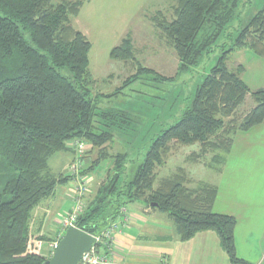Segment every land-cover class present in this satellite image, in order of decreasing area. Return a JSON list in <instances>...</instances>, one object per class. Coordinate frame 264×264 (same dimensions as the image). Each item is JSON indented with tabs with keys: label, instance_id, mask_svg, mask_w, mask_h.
<instances>
[{
	"label": "trees",
	"instance_id": "obj_1",
	"mask_svg": "<svg viewBox=\"0 0 264 264\" xmlns=\"http://www.w3.org/2000/svg\"><path fill=\"white\" fill-rule=\"evenodd\" d=\"M86 1L0 0V264H44L52 256L42 252L50 238L31 232L32 211L55 193L58 184L72 177L77 181L72 172L55 174L49 163L56 153L73 150L70 143L75 140L101 149L99 159L82 168L83 174L95 171L103 159L113 160L106 180L80 213L78 228L98 234L121 219L123 208L145 200L169 214L180 240L214 231L232 264H247L236 251L237 219L213 211L217 186L191 190L182 169L157 188L154 183L171 142H199L203 151L224 150L223 156H216L223 161L238 131L264 122V87L250 89L241 77L242 66L233 70L227 64L232 52L242 48L264 58V5L222 50L192 104L152 141L135 176L126 180L128 154L102 151L113 140L114 130L123 127L120 122L129 125L132 119L124 109L97 105L100 95L93 93L90 70L92 43L72 21ZM175 1L173 18L158 11L152 20L176 51L181 74L213 50L237 17L239 0ZM110 56L132 61L136 72L104 96L120 93L143 76L161 82L175 78L142 64L130 35L111 49ZM248 96L254 106L242 118L227 121Z\"/></svg>",
	"mask_w": 264,
	"mask_h": 264
},
{
	"label": "rangeland",
	"instance_id": "obj_2",
	"mask_svg": "<svg viewBox=\"0 0 264 264\" xmlns=\"http://www.w3.org/2000/svg\"><path fill=\"white\" fill-rule=\"evenodd\" d=\"M106 1L100 2L99 14L89 16L88 12L83 10L84 13L81 15V19L86 24L88 38L92 43L89 54L90 70L95 79L93 93L100 95L97 101L98 107L100 109H124L129 112L132 119L129 125L120 122L123 127L114 130L113 140L106 144L105 149H102V153L107 152L108 155L127 153L128 162L125 179L131 180L135 176L138 166L143 161L152 141L164 129L174 124L182 116L184 109L192 104L198 86L217 63L222 50L229 48L239 29L244 27L263 7L264 0H239L237 17L226 28L213 50L204 54L196 65L191 66L189 70L181 74H177L179 58L176 51L152 20L155 13L148 14L150 19L146 20L136 17L139 15H137L139 8L143 7L142 9L147 12L151 10L152 5L158 4L160 11L168 19H171L173 18L172 6L175 5L173 0ZM133 19L135 26H128V21ZM125 30L129 32L128 35L133 39L137 59L162 76L175 77L173 81L161 82L153 80L151 75L143 76L126 86L120 93L109 97L104 96L113 93L129 76L136 72L135 64L132 61L113 59L110 56L111 49L119 45L124 36H128L121 34ZM247 53L254 55L251 50ZM237 58V54L233 51L227 61L230 69L235 70L239 67L240 64ZM253 106L254 101L251 96H248L247 100L237 108L235 114L227 118V121L234 119V117L236 119L242 118ZM82 141L86 145V157L88 155L89 163L93 164L101 156V149L91 147L86 140ZM170 148L167 162L156 170L155 188L160 186L163 179L176 175L181 169L185 172V185L191 190L198 189L204 184L216 186L207 182L206 179L208 180V178L206 176L210 173L209 171L213 172L216 169V172H218L221 168L222 158L216 156L218 153L223 156L225 154L224 150L209 149L203 151V147L199 142L182 145L175 141L170 143ZM68 155L70 156L69 153ZM104 156L102 157L104 158ZM57 157L60 156H55L50 160L53 172L58 175L60 173L69 174L70 171L66 168L57 167L55 164ZM112 166V159H103L97 165L95 171H90L93 181L88 184L89 195L86 196L88 199L85 200V205L94 197L99 186L106 180L107 168ZM240 182V179H238V186ZM77 185L78 183L74 177L69 178L65 183L58 184L55 193L42 200L33 209L30 222L33 234L41 233V235L44 234L49 238L53 236L59 229L60 224L62 225V219L69 213H67V209L73 206L77 195ZM139 202H144L147 207L154 209L153 205L148 204L145 200L129 204L128 209L130 211L134 210L135 205H138ZM155 210L168 217L169 225L174 227V222L168 213L158 209ZM42 252H48V240L43 244Z\"/></svg>",
	"mask_w": 264,
	"mask_h": 264
},
{
	"label": "crops",
	"instance_id": "obj_3",
	"mask_svg": "<svg viewBox=\"0 0 264 264\" xmlns=\"http://www.w3.org/2000/svg\"><path fill=\"white\" fill-rule=\"evenodd\" d=\"M101 1L107 2L87 0L73 20L74 27L87 37L88 29L81 15L84 11H87L89 16L99 14ZM173 1L176 4V1ZM142 8H139L140 13L136 16L142 20L150 19L149 15L160 11L158 4L152 5L151 10L147 12ZM134 19L128 21L127 25L135 26ZM121 34L128 35L129 32L125 30ZM124 38L125 36L122 40ZM248 51L250 49L242 48L235 53L238 63L242 66V79L250 89L256 90L264 87V58L254 52V55H250ZM73 150L56 153L51 159L60 156L55 164L68 170L74 157ZM90 164L88 155H85L83 167L87 168ZM209 172L206 181L218 188L213 211L237 219V255L247 264H264V122L248 131H238L230 150L223 158L221 168L218 172L216 169ZM91 177L93 181V176ZM238 179L241 181L239 186ZM135 206L132 211L127 207L130 219L116 235L114 250L111 253L112 264H232L216 232L202 231L188 240H180L175 227L169 225L168 217L152 207H147L144 202ZM69 209L71 210L68 208L67 213ZM61 232L60 224L59 229L48 241V251L49 243L57 239Z\"/></svg>",
	"mask_w": 264,
	"mask_h": 264
},
{
	"label": "built area",
	"instance_id": "obj_4",
	"mask_svg": "<svg viewBox=\"0 0 264 264\" xmlns=\"http://www.w3.org/2000/svg\"><path fill=\"white\" fill-rule=\"evenodd\" d=\"M71 146L74 149L75 157L69 169L77 177V195L74 199L73 206L69 213L62 219V232L57 239L49 243V251L53 254L60 238L70 226H76V222L82 210L85 208V196L89 192L88 184L92 181L89 174H83L82 168L85 163V143L82 140L72 141ZM123 215L121 219L112 223L109 227L98 234H92L95 238L94 243L88 251H86L78 264H112L111 253L114 250L116 235L122 231L123 227L128 223L130 215L127 208L122 209Z\"/></svg>",
	"mask_w": 264,
	"mask_h": 264
},
{
	"label": "water",
	"instance_id": "obj_5",
	"mask_svg": "<svg viewBox=\"0 0 264 264\" xmlns=\"http://www.w3.org/2000/svg\"><path fill=\"white\" fill-rule=\"evenodd\" d=\"M94 241L95 238L91 233L70 226L60 238L52 256L44 264H78Z\"/></svg>",
	"mask_w": 264,
	"mask_h": 264
}]
</instances>
